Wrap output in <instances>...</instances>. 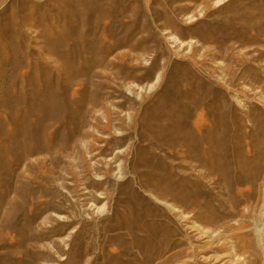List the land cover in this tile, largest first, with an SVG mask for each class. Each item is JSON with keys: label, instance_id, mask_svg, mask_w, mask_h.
Masks as SVG:
<instances>
[{"label": "rangeland", "instance_id": "1", "mask_svg": "<svg viewBox=\"0 0 264 264\" xmlns=\"http://www.w3.org/2000/svg\"><path fill=\"white\" fill-rule=\"evenodd\" d=\"M214 1L0 0V264H264V0Z\"/></svg>", "mask_w": 264, "mask_h": 264}, {"label": "bare ground", "instance_id": "2", "mask_svg": "<svg viewBox=\"0 0 264 264\" xmlns=\"http://www.w3.org/2000/svg\"><path fill=\"white\" fill-rule=\"evenodd\" d=\"M225 1H227V0H215L214 1V3L215 4H217L218 6L219 5H221V4H223ZM188 18L189 19H191L192 18V16L191 15H189L188 16ZM166 33H170L169 34V36H168V39L170 40L171 39V41L173 42V43H175L176 44V46H178V47H183V46H191V43H192V41L190 40V41H184V40H180L176 35H174V34H172L170 31H166ZM159 80H160V72L156 75V77H155V79L152 81V82H150V83H148V88L149 89H152L153 87H155L156 86V84L159 82ZM141 88V87H140ZM260 99H262L263 101H264V97H259ZM182 124V123H181ZM198 124V123H197ZM180 127V126H179ZM182 130V129H181ZM181 130H180V132H181ZM182 133V132H181ZM192 137V136H191ZM195 139V138H194ZM123 151L122 150H120V149H116V155L117 154H121ZM121 168H122V165H121V163H120V165H118V172L116 173V175L117 174H119V173H121ZM263 194H264V191H263ZM263 202H264V197H263V200H262ZM166 205L167 206H169V208L172 210V211H176V212H179V210H178V208L175 206V204L173 205V204H170V203H167L166 202ZM263 206V205H262ZM104 208V205L103 206H99V207H97V209H96V213H98V212H100L102 209ZM181 209V208H180ZM258 209H260V207L258 208ZM184 214V213H183ZM188 214V213H187ZM264 214V213H263ZM262 214V215H263ZM185 215V214H184ZM51 216H53V217H55V218H57L58 220H63V218H61L60 216H58V215H56V214H51ZM186 216V215H185ZM261 216V215H260ZM260 216H259V218H260ZM264 217V216H263ZM197 224V223H196ZM195 223L191 226V227H197V228H199V225H196ZM261 228V227H260ZM203 231V233L205 234V233H208L209 232V230L208 229H202ZM263 231H264V229H262ZM258 231V230H257ZM209 234V233H208ZM262 235H263V233H262ZM208 236H210V235H208ZM262 241V240H261ZM234 255V254H233ZM238 260V258H236V261Z\"/></svg>", "mask_w": 264, "mask_h": 264}, {"label": "crops", "instance_id": "3", "mask_svg": "<svg viewBox=\"0 0 264 264\" xmlns=\"http://www.w3.org/2000/svg\"><path fill=\"white\" fill-rule=\"evenodd\" d=\"M171 134V133H170ZM174 134H175V136H176V145L178 144L177 143V138L179 137V130H178V128H177V131L175 130L174 131ZM185 134H186V137L188 138V141H189V134H187V133H184L183 135L185 136ZM219 148H222L219 144H213V143H210L209 145H207V148H206V151H209L210 153L212 152V151H217V149H219ZM202 150H204L205 151V149H202ZM200 157L201 158H206L207 159V163H206V167H208V166H210L211 165V163H212V157L210 158V157H206V156H204V155H200ZM201 160H203V159H201ZM202 165V164H201Z\"/></svg>", "mask_w": 264, "mask_h": 264}]
</instances>
